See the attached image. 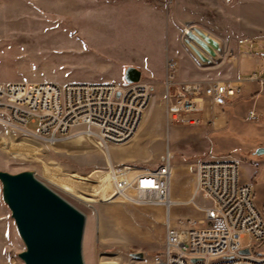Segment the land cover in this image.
<instances>
[{
  "label": "rangeland",
  "instance_id": "374dc122",
  "mask_svg": "<svg viewBox=\"0 0 264 264\" xmlns=\"http://www.w3.org/2000/svg\"><path fill=\"white\" fill-rule=\"evenodd\" d=\"M260 8L264 0H0V83L122 84L126 70L135 67L142 72L141 80L150 85L152 100L135 136L120 147L137 157L125 164L156 169L170 149V188L182 191L190 183L192 168H177L180 164L234 159L241 180L254 187L255 202L264 211V153L257 154L264 149V117L262 122L249 119L253 103L235 101L227 107L230 125L214 135L210 122L169 128L162 84L168 57L177 60L184 79L204 76L215 82L234 75L229 64L232 50L246 38L248 20L244 17L254 19ZM259 17L264 22V11ZM256 72L264 77V65ZM37 128V123L27 125L30 131ZM11 132L18 144H4L1 171L33 172L86 215V264H154L163 250L168 216L172 225L178 222V213L194 210L202 214V208L209 206L198 196L194 204L173 205L167 213L154 206L113 200L106 170L117 160L110 148L98 147L96 136L77 132L68 146ZM0 202V264H24L19 254L26 248L2 189ZM241 243L247 246L250 237L246 235Z\"/></svg>",
  "mask_w": 264,
  "mask_h": 264
},
{
  "label": "built area",
  "instance_id": "2783aa9c",
  "mask_svg": "<svg viewBox=\"0 0 264 264\" xmlns=\"http://www.w3.org/2000/svg\"><path fill=\"white\" fill-rule=\"evenodd\" d=\"M243 42V41H241ZM178 62L166 61L164 102L166 126L199 127L205 124L207 106L225 107L243 96V85L232 81L181 82ZM264 91V78L249 79ZM152 100L151 87L139 82H7L0 83V124L24 136L54 144L76 128L94 135L103 148L129 143ZM262 115L249 112L260 122ZM37 123L36 131L27 129ZM156 169L109 163L112 199L137 206L170 209L172 154L168 149ZM197 179L193 199L199 196L203 221L180 220L174 227L168 217L163 250L154 264H264V214L255 202L254 187L241 180L234 159L201 160L195 164ZM248 235L251 243L242 246ZM248 250L247 254L242 253Z\"/></svg>",
  "mask_w": 264,
  "mask_h": 264
},
{
  "label": "water",
  "instance_id": "95a60500",
  "mask_svg": "<svg viewBox=\"0 0 264 264\" xmlns=\"http://www.w3.org/2000/svg\"><path fill=\"white\" fill-rule=\"evenodd\" d=\"M141 78L142 72L135 67L125 72L127 84ZM262 153L264 149L257 151ZM0 183L3 201L26 248L19 254L24 264H86L85 214L31 171L11 174L0 170Z\"/></svg>",
  "mask_w": 264,
  "mask_h": 264
},
{
  "label": "crops",
  "instance_id": "0c3cea01",
  "mask_svg": "<svg viewBox=\"0 0 264 264\" xmlns=\"http://www.w3.org/2000/svg\"><path fill=\"white\" fill-rule=\"evenodd\" d=\"M264 8H260V14L259 12H254L253 18H247L245 20L246 23L244 24V28L247 30L246 34L244 36L246 37L245 39H241L236 45L237 47L232 50V59H231V64L233 65V69L235 70L234 75L229 76L228 79H225L224 81H232L236 83H241L243 85V96L238 99L236 102L240 103H253V107L251 110H255L256 107H261V109L258 113L262 115V118L264 117V91H260V88L257 83L249 81V77L253 73H257L256 69L260 64L264 65V44L261 42H264V22L260 20L259 15L263 13ZM244 12V11H243ZM246 15V13L244 12ZM258 15V17H257ZM259 19L260 22H258ZM259 30V31H254V30ZM243 41V42H241ZM245 46V49H244ZM167 61V59H166ZM166 61L162 69V84L164 86V80L166 77ZM224 63V61L222 62ZM230 67V66H228ZM229 75V73H228ZM227 77V74H226ZM262 77V76H261ZM178 80L181 82H190V81H202L205 83H209L210 81H207L204 76H201L199 79L194 80H188L184 79L182 77V73L178 72L177 76ZM264 78V77H263ZM235 103V102H234ZM233 105V104H230ZM230 105H227L225 107H219V106H214L212 104H209L207 106L206 112H205V124L206 122H210L213 124L212 127V135L218 133V132H223L226 130L230 123L228 119V111L227 107ZM256 106V107H255ZM250 110V111H251ZM261 118V122L263 119ZM0 127L3 129V135L0 136L1 142H0V170H4L3 164L5 163V155L6 152L5 150H2L6 145L8 146H13L15 147L18 143L15 141V135L11 130L9 131L8 128L0 124ZM82 128H76L74 129L69 137L61 140V142H56V143H61V144H66L69 146L70 141L74 138L75 133L79 132L82 134ZM5 144V146H4ZM97 145L99 148H101V144L98 141ZM122 146H111L110 150H112L114 156L116 157V162H113L114 164H125L128 162L136 161L137 157L134 153H130L129 150H125ZM145 152H147V148H144ZM146 158V154L144 155ZM147 159V158H146ZM145 159V160H146ZM140 160V159H139ZM186 167H191V176H190V183L185 185L182 189V191L177 190V191H171L170 188V200L172 202L171 206L179 205V204H190L189 202L193 199L195 190H196V184H197V179H196V174H195V165H190V166H185L184 164H180L177 166V168L180 169H186ZM173 172V170H172ZM248 183V182H245ZM2 185L0 183V193H1ZM257 205V204H256ZM158 208L164 209L165 212L169 213L170 209L168 210L165 207L162 206H154ZM257 207L262 211V207L260 204L257 205ZM3 209V208H2ZM3 213H5V210L3 209ZM177 212V211H176ZM264 212V211H262ZM169 217V216H168ZM205 215L204 213L202 214H196L194 210H187L184 213H178L177 214V219L178 222H175L172 224L174 227H178L181 225L180 220H183L184 222L188 220L192 221H203ZM1 202H0V221H1ZM168 220V218H167ZM166 232V229H165ZM165 242V240H164ZM164 247V246H163Z\"/></svg>",
  "mask_w": 264,
  "mask_h": 264
},
{
  "label": "bare ground",
  "instance_id": "6f19581e",
  "mask_svg": "<svg viewBox=\"0 0 264 264\" xmlns=\"http://www.w3.org/2000/svg\"><path fill=\"white\" fill-rule=\"evenodd\" d=\"M186 34H190V31L189 30H186L185 32ZM202 34V33H201ZM211 47V46H210ZM200 53V52H199Z\"/></svg>",
  "mask_w": 264,
  "mask_h": 264
}]
</instances>
